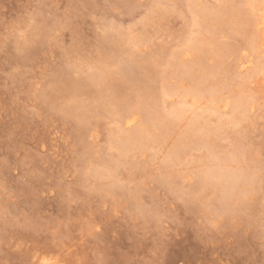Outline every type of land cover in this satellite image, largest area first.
Instances as JSON below:
<instances>
[{
	"label": "rangeland",
	"instance_id": "374dc122",
	"mask_svg": "<svg viewBox=\"0 0 264 264\" xmlns=\"http://www.w3.org/2000/svg\"><path fill=\"white\" fill-rule=\"evenodd\" d=\"M192 1L219 15L240 6L242 20L264 23V0L252 12L243 0ZM195 8L189 0H0V264H264V73L244 82V71L264 68V24L252 29L253 51L237 20L217 17L212 33L193 28ZM193 36L205 52L186 51ZM173 63L210 77L222 95L253 100L237 125L230 107L197 124L213 130L214 158L252 177L227 202L225 182L200 180L206 149L164 163L173 145L189 142L191 113L161 148L121 157L110 145L123 126L113 104L136 115L135 128L147 102L170 113L178 98L164 97L169 85H196L166 68ZM100 73L105 81L95 83ZM106 162L118 166L107 190L96 175Z\"/></svg>",
	"mask_w": 264,
	"mask_h": 264
},
{
	"label": "bare ground",
	"instance_id": "6f19581e",
	"mask_svg": "<svg viewBox=\"0 0 264 264\" xmlns=\"http://www.w3.org/2000/svg\"><path fill=\"white\" fill-rule=\"evenodd\" d=\"M224 1L226 2L228 0H224ZM243 1H244V4H245V6H246L248 11L249 10L251 11V9H254V7H256V4H257L256 1L257 0H243ZM241 4H243V3L241 2ZM195 5H196V3L194 1L189 0V6H190V8L192 10H194ZM224 6L226 7L227 4L224 5ZM220 7H221V5H220ZM239 7L238 8H234V9L232 8L233 10L229 9L228 13L225 12V13H223L221 15L217 14V13L220 12V10H219V12H217L218 11L217 10L216 11L217 13H213L212 10L215 11L214 9L210 10V9L203 8V9L199 10L200 7H198V11H197L196 8H195V11H194L195 17L193 18L194 20L192 22L193 28H194V26H196V27H200V28H202L204 30H207L206 32H210L209 31L210 30V26L212 25L211 21L216 19L217 17H220L219 19H222V20H228L229 22L230 21L234 22L235 20H237V22L235 21V25H236L237 29L236 28L235 29L238 30V31H241V32L249 31L248 32V36H249V34H251L252 36H250L249 39H248V46H249V48L251 50L255 51V50H257L258 47L256 46V39H255V36L253 34V30L258 29V27L260 25H263L264 23H262L261 20H255V19L251 20V18L249 16H247L248 14L246 15L248 17V18L246 17L248 20H242V18H243L242 16L245 15V12L242 9H240ZM226 9H224L223 11H225ZM197 17H198V19H196ZM213 23H214V21H213ZM215 23H216V20H215ZM222 23H223V21H222ZM216 27H219V26H216ZM248 28H250L251 30L248 29ZM202 29H200V30H202ZM192 32H194V30ZM210 33H212V32H210ZM195 34H197V32L194 33V36H195ZM200 34H201V32H200ZM191 36H192V34H191ZM194 36L193 37H189V39L185 41L184 46L187 47L186 51H191L192 53H196V51L205 52V49H204L205 45L203 46L201 44V42H202L201 39H199L197 36L196 37H194ZM208 38H210V37H208ZM202 40H203V37H202ZM213 41H214V39H213ZM205 44H206V42H205ZM217 50H218V48H217ZM220 50H222V49H220ZM198 55H200V53ZM177 57L178 56L176 55V57H174V58H177ZM195 57H196V55H195ZM202 59H205V58H202ZM173 64H172V67L169 64H167L166 68L170 67V69H171V68L174 67L173 69L175 70L177 68L178 72H179V70H181L180 72H182V75H184V77L186 76L187 79H189V78L190 79L191 78L194 79L196 81V85H193V86H190V87H187V88H184L183 86H181L179 84L169 85L167 87V90L165 91L164 97L166 99L167 98L168 99L169 98H173V97L178 98L177 104L175 106H173V108L171 109L170 113L168 115H166V116H161L160 112L153 113V111L151 112V110H152L151 103L148 104V102H147V104L144 107L143 118H141V121L138 123V126L135 127V128H132V126L136 125V118H135L136 115L132 114V113H130L131 114L130 115L129 113H127L126 109L124 107H122L121 104H117V105L113 104L114 106H116L115 109H117V107H118L119 110H120V112H118V113H119V117L122 120L120 122H122L123 126L121 125L122 127H120V132H119L121 136H119L118 138H112L110 145L112 146V148H115L116 150L119 151V154H120L121 157L125 156V155H126V157H128L129 152H132V151H135V150H150V149L153 150V149H156V148H161V146L167 141L171 131H173L176 128H178L180 122H182L183 120L186 119V115L188 113H191L192 117L190 118V120H189V122H188V124L186 126V130L184 131L186 133L185 134L186 137L184 136V138H183L185 140L188 139L189 142L185 145V147H182L181 145H179L177 143L175 145H173V148L170 149L171 150V152H170L171 155L168 157L169 161L166 160L164 163L168 164L172 160V158H175L174 160H178V159L182 158L187 153L188 150H192V148H194V147L198 148L199 150L206 149L205 152H207V157L205 158V161H207L210 165L209 164L206 165L205 163L202 162L207 167L206 168L204 167L205 170L203 168V171L201 172V175H200V180L203 181L204 184L209 182V181H212L211 180L212 178L213 179L216 178L217 182L221 180L222 184L225 182L224 189H226V191L222 190L221 194H223V195L225 194L222 197H223L224 201L227 202L226 200H230V197H232V192H234V196H235V194L241 195L243 192L245 193V191H244L245 190V186L247 188V184H249V181H250V179L252 177H251V175L249 173L244 172V170H243V172H238V173L233 171L234 168H232V170H231L230 161H227L228 159H226L225 157H224L225 159L224 158H217V156H216V158H214L215 154H214V152H212V150H211L212 148L211 149L209 148L210 147L209 146L210 145V137L208 135V133L210 131L213 132V130H208L207 128H203L202 124H200V125H197V124H199L198 123L199 119L200 120L202 119L201 117H202V114L204 112L205 113H207V112H209V113L210 112L211 113H218L220 109H224V108L230 107L231 108V115H230L231 116V120L228 123L233 124V125H237L241 121V119H244V117H246L248 111H250L253 108V103H252L253 100L251 99L250 96H244L242 93H239L236 96L233 95V94H230V92H228L229 94L227 93L228 95H222V92L214 89V87H213L214 83L212 84V82H210V80L208 79L210 77H208V78L205 77L206 80L203 81V80H201V77H202L201 74L202 73L200 74L201 77L199 78V76H197L196 73L193 74L192 70H190V69L183 71V69L181 67L184 68V66L181 65L180 63H176L174 65ZM185 66H186V69H187L188 66L187 65H185ZM238 67L243 70V68L245 67V63L244 62H240ZM122 69L123 68H121L120 71H118V72H119V74H121L123 76V74L125 72L123 73ZM222 71H220V73L221 72L222 73L225 72V70H223V69H222ZM178 72H177V74H178ZM102 73H104V71ZM102 73L92 76L93 81H95V83L96 82L103 83L105 81ZM150 73H151V77L152 78L156 77L155 76L156 72L152 71ZM197 73H199V72H197ZM217 73H219V72H217ZM262 73H264V68L256 67L254 70L248 69V70L244 71L245 78H244V76L242 78L245 79L244 82L248 81L249 83H251L253 81V79H254L253 77L257 78L258 75H259V77H261L260 75H262ZM207 79H208V81H207ZM218 79H219V77H218ZM199 80L204 82V83H199ZM195 81H194V83H195ZM178 82H176V83H178ZM240 92H241V90H240ZM141 94H143V93L139 92L137 97L139 99L143 100L144 97ZM100 95H103V94L99 93V94H97V97H99ZM150 101L152 102V101H154V99L150 100ZM128 112H130V111H128ZM116 113H117V111H116ZM202 122L203 121H201L200 123H202ZM227 124H224V125H227ZM125 125L129 127V130L127 129L126 132L124 130L126 128H123V127H125ZM181 126H183V125H181ZM230 127H231V125H230ZM150 128H153V129H156L157 131H159L158 135L155 134V133L153 134L152 133L153 130L150 131ZM203 129H204L205 132H203ZM182 130H184V129H182ZM173 133H174V131H173ZM181 133L182 132L180 131L179 135ZM232 138H233V136H232ZM183 139H182V141L184 142ZM180 141H179V143H181ZM154 146H156V147H154ZM171 146H172V144H171ZM171 146H170V148H171ZM166 148H168V147H166ZM169 151H168V153H169ZM165 159H167V157ZM119 160H120V158H119ZM124 160H126V159H124ZM120 161L122 163V160H120ZM160 161H163V160L161 159ZM126 163H128V162H126ZM103 164H105V165H103L104 168H102V167L101 168L105 169V171L102 170V169H101L102 171H100V170L97 171L96 175H97V180H98V186L97 185L96 186L100 187L101 189L107 190V188H110L112 186V184H113L112 179H113V177L115 175L114 173H115L116 168L118 166L116 164H114V163H111V162H106V163H103ZM164 168H165V166H164ZM166 168H169V166L166 167ZM168 174L170 175L169 179H171V180H172V178L176 177L173 174H171L170 171H168ZM102 180H106V182H108L107 180H109V182H108V184L105 183L106 185H103L102 183H100ZM219 185H220L219 187L223 188V186H221L220 183H219ZM238 190H239V192L235 193ZM222 197H221V199H222ZM236 197H238V195ZM47 260H48V257H47ZM43 261H44V259H43ZM51 262H53V261H51ZM55 262L57 264L58 261H55ZM59 263L60 262H58V264Z\"/></svg>",
	"mask_w": 264,
	"mask_h": 264
}]
</instances>
